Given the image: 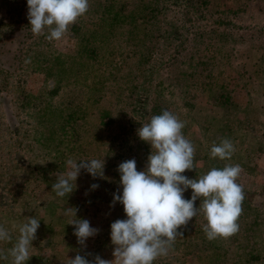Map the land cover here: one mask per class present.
<instances>
[{
	"label": "rangeland",
	"instance_id": "1",
	"mask_svg": "<svg viewBox=\"0 0 264 264\" xmlns=\"http://www.w3.org/2000/svg\"><path fill=\"white\" fill-rule=\"evenodd\" d=\"M150 1L153 0L114 2L125 4L127 16L133 9L145 8ZM159 3L169 8L165 15L168 23L183 24L187 30L196 31V36L182 41V54L163 72L165 77L168 74L163 80V86L167 87L164 107L185 124L182 132L195 147V168L182 175L196 179L213 167L238 164L242 172L237 182L243 187L245 199L236 234L209 241L203 232V216L198 214L178 230L183 236L176 239L168 255L154 264H264V0H160ZM104 4L114 3L89 0L87 13L70 26L61 41H53L50 49L34 46L27 59H14L12 64L19 66L13 71L11 86L0 92V225L15 237L25 218L40 220L26 264H68V258L77 254L90 260L96 255L113 259L110 226L123 220L124 211L119 203L112 206L116 187L95 192L84 170L73 192L65 198L57 197L52 185L56 174L66 171L68 159H104L112 166L119 160V166L128 160L127 150H133L129 145L135 143L143 155L136 163L137 171H143L151 154L150 145L143 141L127 143L120 154L119 138L138 139L137 130L147 123L135 121V127L124 124L132 112V96L119 91L124 81L113 88L118 102L99 98L98 92L89 99L88 87L67 84L51 100L45 114L36 109L20 111L15 106L18 99L23 102L30 97L32 102L41 101L40 106L45 107L48 101L45 92L51 85L48 78L53 70L57 69L64 81L84 70L77 57L78 44L94 41ZM194 8L199 12L195 13ZM27 14V0H0V38L4 37L0 44L5 48L11 39H21V33L15 30L28 20ZM157 17L151 18V26L156 24ZM223 20L231 24L223 28L219 24ZM74 25L78 27L76 33ZM226 32L232 37L227 39ZM138 39L137 32L133 36L124 35L123 53L132 47H142ZM42 51L46 56L39 55ZM9 60L12 62V58L7 59L8 65ZM114 75L121 77L122 73L112 69L107 79ZM132 83L138 84L139 78ZM148 89L150 101L154 85ZM153 101L149 103L152 107ZM106 112L114 124L107 123ZM244 116L252 122L253 129ZM223 139L234 144L231 160L210 158L213 143L219 144ZM122 156L125 158L121 161ZM117 169L112 168L111 181L120 182ZM191 195L189 189L184 198L190 199ZM199 205L197 200L195 207ZM66 208L78 209L76 218L88 220L91 227L99 230L86 241V247L78 244L74 226L68 224L74 217L65 215ZM8 247L11 244H0V248Z\"/></svg>",
	"mask_w": 264,
	"mask_h": 264
},
{
	"label": "clouds",
	"instance_id": "2",
	"mask_svg": "<svg viewBox=\"0 0 264 264\" xmlns=\"http://www.w3.org/2000/svg\"><path fill=\"white\" fill-rule=\"evenodd\" d=\"M27 7L32 34L47 32L46 39L53 42L61 41L70 26L87 13L89 0H27ZM184 127L176 115L165 110L137 130L139 139L150 145L151 154L143 171H137L135 159L118 166L122 194L113 195L112 206L121 204L127 218L110 226L113 259L96 255L90 260L77 254L68 258V264H154L168 255L176 239L183 236L178 230L198 214L203 216V232L209 241L227 239L239 231L238 219L245 199L243 187L237 182L242 168L226 164L223 168L213 167L196 179L182 175L195 168V147L184 136ZM234 152L233 142L223 139L219 144L213 143L210 158L231 160ZM104 165V159H68L66 171L56 174L52 191L65 198L75 189L81 170L93 178L103 177ZM98 187L91 185L93 190ZM189 189L191 198L185 199L184 193ZM197 200L199 207H195ZM77 211L66 208L65 215L74 217L68 224L74 226L78 244L86 247V241L99 230L91 227L88 220L77 219ZM39 221L36 217L25 218L15 237L0 225V244H11L0 248V264H26Z\"/></svg>",
	"mask_w": 264,
	"mask_h": 264
},
{
	"label": "trees",
	"instance_id": "3",
	"mask_svg": "<svg viewBox=\"0 0 264 264\" xmlns=\"http://www.w3.org/2000/svg\"><path fill=\"white\" fill-rule=\"evenodd\" d=\"M114 1L116 2V0H112L114 4H104L99 19L98 32L94 41H80L78 44L77 57L79 63L84 66V70H78L76 77L69 80L67 79V81L63 80L57 69L53 70L48 78V80H51V85L45 92V95L47 96L46 99L48 100L46 103L47 107L46 104L45 107L40 106L41 101L39 103L32 102L31 98L27 97L23 102L19 99L17 100L15 106L18 110H29L30 112V109H36L45 114V111L48 110V107L52 104L51 100L57 95L61 87L67 84H77L88 87L89 99L92 98V94L98 92L99 98H110L112 101L113 99H117V91H113V88L119 84H123V81L124 86L121 87L119 91H127L130 96H132L130 98L132 112L131 115L128 113V117H126V120L124 121L125 125L135 127V121L138 122L137 124L142 122L148 123L152 116L160 115L166 110L162 101L165 97L164 93L167 90V87L163 86V80L168 78V74L165 77L163 72L168 71L175 63L179 54H182L184 50V42H187L191 36H196V31L190 28L187 30L183 24L177 25L168 23L167 19H165V15L169 12V8H167L165 4L159 3L160 0L148 2L144 6L145 8L138 7L133 9L130 15L127 16L125 12V4L117 5ZM163 1L166 2V0ZM188 8L191 9L192 6L189 5ZM203 8L206 10V7ZM239 8H237V11ZM147 10H150L151 13ZM194 12L198 13L199 10L194 8ZM155 15H158L156 24L151 26V18ZM129 17V21L124 20ZM16 23L17 22H15V24ZM220 23L223 28H227V26L231 24L224 20L219 22V24ZM74 27L75 29L73 28V31L76 33L78 27L77 25H74ZM15 31L21 33V39H11L9 42L10 45L7 48L0 44V92L6 91L7 87L11 86V76L13 75V71L19 66V64L16 66L12 64L14 59L17 61L20 57L22 59H27L28 54L32 53V47L36 46L39 48L42 47L43 49H50L52 44V42H49L46 39L47 32L38 36L32 34L28 20H26V22ZM116 31L120 33L119 36L115 34ZM135 32L139 33V39L136 41L138 43L140 42L142 47H136L135 49L132 47L128 52L123 53V44L121 45L123 36H133ZM11 33L14 34L12 30ZM224 34L227 39L232 37L231 35H228V32ZM110 37H113V40H111ZM3 39L4 37L0 38V40ZM24 44L25 49L23 48ZM39 55L46 56L43 51L39 53ZM8 58H12V62L9 60L11 62L10 65H8ZM112 69L118 73H122V76H115L117 74L115 73L112 79H107V75H110ZM181 77H183V75H181ZM136 78H139V83L133 84L132 82ZM178 78L176 80H178ZM106 80L110 81V85ZM118 80L119 82H117ZM100 84L101 87L99 88ZM151 85H154V89L150 92V94L152 93L153 95L150 97L149 101V94L147 92ZM152 100H154L153 107L149 104ZM116 102H118V99ZM185 105H187V103H185ZM106 114L107 119L109 118L107 123L114 124L115 122L113 121L112 116H109L110 113L106 112ZM99 116H101L100 113ZM244 118L247 119V116H244ZM99 120V124H102L103 117H99ZM247 125H249L251 129L254 128L252 122L248 119ZM133 139L129 141L126 138L125 141H123L119 138L120 141L118 142L120 143L121 148L120 154H123L127 143L131 144L133 143L131 141H141L139 138ZM133 144L129 145L130 147H133L132 151L127 150L126 148L128 152L127 155H130L127 159L131 160L135 158L137 163L143 155L142 152H139V149L141 150V148L138 147V144L136 143L138 148ZM130 147L129 149H132ZM124 158L125 157L122 156L120 160L122 161ZM118 162L119 160L113 166L109 163H105L103 177L93 178L85 170L83 171L87 174V178L91 185L97 184L100 186L94 189L95 192L106 188L116 187L114 188L115 193L118 195L122 194V186L120 185V182L116 180L111 181L109 179L113 176L112 168H117ZM103 183L105 184V187H103ZM118 185H120L121 188ZM122 218H127L124 211L122 212Z\"/></svg>",
	"mask_w": 264,
	"mask_h": 264
}]
</instances>
